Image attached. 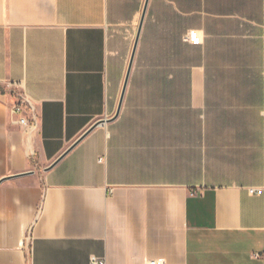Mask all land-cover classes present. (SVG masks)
Wrapping results in <instances>:
<instances>
[{"label": "crops", "instance_id": "0c3cea01", "mask_svg": "<svg viewBox=\"0 0 264 264\" xmlns=\"http://www.w3.org/2000/svg\"><path fill=\"white\" fill-rule=\"evenodd\" d=\"M144 4L0 0V264H264V0H147L45 169Z\"/></svg>", "mask_w": 264, "mask_h": 264}, {"label": "built area", "instance_id": "2783aa9c", "mask_svg": "<svg viewBox=\"0 0 264 264\" xmlns=\"http://www.w3.org/2000/svg\"><path fill=\"white\" fill-rule=\"evenodd\" d=\"M16 99L12 103V111L17 114V122L21 125H23L27 130L31 131L36 127V120L30 114L28 116L27 111H32V104L29 101L27 97H25L23 94H16ZM90 264H104V261L101 259H95L93 258L91 260ZM148 264H160L159 261H156L154 259H150L148 261Z\"/></svg>", "mask_w": 264, "mask_h": 264}, {"label": "water", "instance_id": "95a60500", "mask_svg": "<svg viewBox=\"0 0 264 264\" xmlns=\"http://www.w3.org/2000/svg\"><path fill=\"white\" fill-rule=\"evenodd\" d=\"M146 4H147V0H145V4L143 6V10H142V15H141V20H140V23H139V28H138V31H137V34H136V37H135V42H134V46H133V49H132V53H131V57H130V60H129V64H128V68H127V71H126V75H125V80H124V84H123V87H122V91H121V94H120V98H119V101H118V106H117V110L116 112L114 113L113 116L109 117V118H106V119H100L96 122H94L84 133H82L71 145H69V147L63 152L61 153L54 161H52L48 166L45 167V169H48L50 168L51 166H53L70 148H72L83 136H85L93 127H95L97 124H100V123H103L107 120H111L113 119L117 114H118V111L120 109V106L122 104V99H123V95H124V90H125V86H126V81L128 79V74H129V71H130V67H131V64H132V59H133V55H134V51H135V47H136V43H137V40H138V36H139V31H140V26H141V22H142V19H143V16H144V12L146 10ZM28 172H31V171H28ZM2 180V178L0 179V181Z\"/></svg>", "mask_w": 264, "mask_h": 264}]
</instances>
